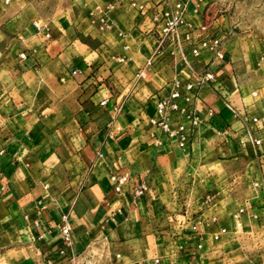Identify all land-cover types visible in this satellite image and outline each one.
Masks as SVG:
<instances>
[{"label": "crops", "instance_id": "0c3cea01", "mask_svg": "<svg viewBox=\"0 0 264 264\" xmlns=\"http://www.w3.org/2000/svg\"><path fill=\"white\" fill-rule=\"evenodd\" d=\"M210 2L187 4L198 36ZM18 3L0 0V264H264L239 236L264 218V50L225 40L223 61L204 52L188 69L154 53L165 0H60L48 37ZM180 69L213 71L217 89L199 88L183 147L149 122ZM115 171L128 176L121 193ZM221 200L249 204L240 227Z\"/></svg>", "mask_w": 264, "mask_h": 264}, {"label": "built area", "instance_id": "2783aa9c", "mask_svg": "<svg viewBox=\"0 0 264 264\" xmlns=\"http://www.w3.org/2000/svg\"><path fill=\"white\" fill-rule=\"evenodd\" d=\"M190 0H165V6L156 10L153 15L154 32L157 36V48L154 53L165 48L169 49L174 57H177L184 68L191 69L194 62L199 60L204 52L208 53L211 58L223 61L225 59L224 42L225 36L215 35L207 31L203 26L201 30L204 33L200 36L192 28L191 23L186 19V7ZM198 4L202 0H196ZM10 0H5L8 4ZM110 6H108L109 9ZM107 9V10H108ZM105 20L104 17L101 21ZM106 28H110L109 22H104ZM38 33L44 32L48 37L49 33L45 25L34 22ZM24 56V54H21ZM123 56H116L115 60L122 62ZM195 78L190 79L184 76L180 69L168 80L160 89V92L154 96V114L150 117L149 122L155 128L161 130L169 138L177 139L179 146L186 145L187 133L184 131V125L181 123L184 118L189 120V130L194 129L201 121L196 109L199 88L207 87L211 91H216V75L213 71L202 69L195 72ZM142 76L141 72L135 74V81ZM104 103V101H102ZM258 145L260 140H254ZM109 179L113 189L121 193L123 186L128 180V176L121 172H111ZM258 186L257 183H254ZM144 186L139 184L135 187L133 199H137L143 194ZM249 204H240L232 213L236 227L241 226L242 215L247 212ZM216 221V218H212ZM227 229L220 226L218 230L212 233V238L218 240ZM59 234L64 247L71 246V226L67 215H63L60 220ZM196 249L201 245L197 244ZM188 248L185 252H188ZM63 253V249L60 250ZM151 264H162L160 257L152 258Z\"/></svg>", "mask_w": 264, "mask_h": 264}, {"label": "rangeland", "instance_id": "374dc122", "mask_svg": "<svg viewBox=\"0 0 264 264\" xmlns=\"http://www.w3.org/2000/svg\"><path fill=\"white\" fill-rule=\"evenodd\" d=\"M17 2L20 10L40 19L41 24L44 19H49L55 10L60 9V6L56 5L60 0H17ZM202 10L198 19L209 26L212 33L225 36V40L237 49L239 45H243L253 51L263 52L264 0H212L203 6ZM236 206L237 202L234 200L225 202L221 200V207L227 211ZM251 223L253 226L248 229L250 233L239 235L240 245L251 256L264 260V218ZM187 248L191 250L192 247Z\"/></svg>", "mask_w": 264, "mask_h": 264}]
</instances>
